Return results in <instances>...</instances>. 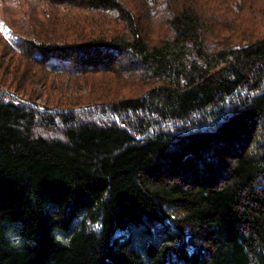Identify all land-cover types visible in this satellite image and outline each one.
Segmentation results:
<instances>
[{"label": "trees", "instance_id": "16d2710c", "mask_svg": "<svg viewBox=\"0 0 264 264\" xmlns=\"http://www.w3.org/2000/svg\"><path fill=\"white\" fill-rule=\"evenodd\" d=\"M44 1L110 21L5 29L27 64L137 87L55 107L0 84V264H264V3Z\"/></svg>", "mask_w": 264, "mask_h": 264}, {"label": "rangeland", "instance_id": "374dc122", "mask_svg": "<svg viewBox=\"0 0 264 264\" xmlns=\"http://www.w3.org/2000/svg\"><path fill=\"white\" fill-rule=\"evenodd\" d=\"M263 3L264 0H261L257 6ZM250 5L246 4V9ZM68 13L79 15V22L70 23V26L87 27V31L93 26H106L110 21L108 16L86 9L69 10L60 6L53 11L52 6L44 0H0V84L10 90L11 97L23 96L42 106L81 107L106 102L136 89L137 85L119 70H99L87 74L68 71L55 73L27 60L29 65L2 36L7 28L21 34L22 28L34 26L45 32L61 29L66 26L62 18Z\"/></svg>", "mask_w": 264, "mask_h": 264}, {"label": "bare ground", "instance_id": "6f19581e", "mask_svg": "<svg viewBox=\"0 0 264 264\" xmlns=\"http://www.w3.org/2000/svg\"><path fill=\"white\" fill-rule=\"evenodd\" d=\"M34 50V49H33ZM37 50V49H36ZM32 51V50H31ZM36 52V51H35ZM31 53V52H30ZM41 53V52H40Z\"/></svg>", "mask_w": 264, "mask_h": 264}]
</instances>
